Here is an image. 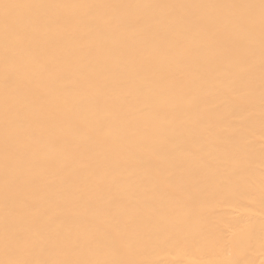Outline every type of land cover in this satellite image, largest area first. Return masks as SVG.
Segmentation results:
<instances>
[{
  "label": "bare ground",
  "instance_id": "1",
  "mask_svg": "<svg viewBox=\"0 0 264 264\" xmlns=\"http://www.w3.org/2000/svg\"><path fill=\"white\" fill-rule=\"evenodd\" d=\"M0 261L264 264L261 0H0Z\"/></svg>",
  "mask_w": 264,
  "mask_h": 264
},
{
  "label": "snow or ice",
  "instance_id": "2",
  "mask_svg": "<svg viewBox=\"0 0 264 264\" xmlns=\"http://www.w3.org/2000/svg\"><path fill=\"white\" fill-rule=\"evenodd\" d=\"M5 8H8L9 5H4ZM261 7L264 9V0H261ZM0 264H28L26 261H0Z\"/></svg>",
  "mask_w": 264,
  "mask_h": 264
}]
</instances>
